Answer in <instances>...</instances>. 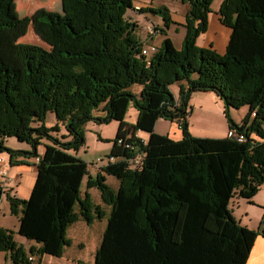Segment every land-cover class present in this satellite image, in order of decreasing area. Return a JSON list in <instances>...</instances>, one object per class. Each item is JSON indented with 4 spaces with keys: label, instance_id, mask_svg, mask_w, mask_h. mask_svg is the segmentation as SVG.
Wrapping results in <instances>:
<instances>
[{
    "label": "trees",
    "instance_id": "obj_1",
    "mask_svg": "<svg viewBox=\"0 0 264 264\" xmlns=\"http://www.w3.org/2000/svg\"><path fill=\"white\" fill-rule=\"evenodd\" d=\"M181 1L189 4L183 44L177 49L165 36L147 62L141 46L149 43L127 13L133 0H61V11L41 9L32 17L15 16L13 0H0V150L10 152L12 163L16 151L39 158L29 197L6 195L10 212L20 213L18 233L38 245L31 255L61 254L70 223L103 215L89 191H81L87 162L68 152L84 141L83 122L102 105V120L118 121L109 151L115 160L103 170L119 187L111 188L102 173L87 179L111 207L94 264H245L249 258L260 231L239 224L228 203L235 194L251 200L264 184V0L221 1L220 20L232 29L222 54L197 44L212 0ZM137 10L160 15L165 27L172 22L166 6ZM30 24L47 46L21 40ZM160 32L166 34L164 27ZM134 83L142 85L138 93L129 90ZM195 90L219 95L229 127L244 133V141L189 132ZM131 100L138 109L132 125L124 120ZM242 103L250 105V125L230 118L228 107ZM49 110L66 124L70 141L50 135L43 122ZM159 118L176 121L183 136L157 133ZM138 130L149 132L146 142ZM7 136L33 149L6 148ZM43 136L52 143L38 154ZM12 237L0 226V251H9L14 264H30Z\"/></svg>",
    "mask_w": 264,
    "mask_h": 264
},
{
    "label": "rangeland",
    "instance_id": "obj_2",
    "mask_svg": "<svg viewBox=\"0 0 264 264\" xmlns=\"http://www.w3.org/2000/svg\"><path fill=\"white\" fill-rule=\"evenodd\" d=\"M41 9H54L56 11H61V0H13L10 11L12 10L15 16L27 15L32 17L36 11ZM172 36L176 40L177 34H175V32ZM21 40H23V42H35L40 45L47 46L32 24L29 25L27 33L22 37ZM141 88L142 85L140 83H134L129 88V90H131L133 93H138ZM134 104L135 103L131 100L127 105L125 113L124 120L130 125L134 124L138 117V109ZM249 107V103H242L239 107H228L229 115L233 120V123L242 125V123L248 119V123L250 125L251 122L254 121V116H248L247 118ZM262 109L264 110V107ZM91 115L92 117L87 118L82 124L84 141L79 144L77 148H71L68 150L69 153H72L87 162V173L84 175V178H82L81 182L82 192L88 190L87 179L90 177V174L96 177L94 163L100 165L106 164L108 161L109 151L113 146V139L118 128L117 120H102L107 115V111L102 105L98 108L96 107L92 109ZM55 116V113L49 110L43 120L44 124L51 128L49 131L50 135L54 138L60 139L61 141H70L72 136L69 134L66 124L57 121ZM188 119L190 124L188 130L194 136H198L195 135L197 133H203L205 135L223 134L226 130L225 122L228 124V126L230 122L225 112V103L213 90H195L191 93L189 99ZM31 124L37 126L39 123L32 121ZM56 124L58 127L53 128ZM156 127L158 132H160L159 134L173 137L172 139L175 138L176 140L177 137L181 138L183 136L182 129L178 126V123L171 119L161 118L156 120ZM142 132L149 134L146 131ZM145 134L143 135L146 136ZM223 137H229V133L227 132ZM47 142L52 143V141L46 136H43L39 139V144L36 146L38 154L43 152ZM32 146L33 145L31 143L22 142L15 136H7L4 138V147L9 149H19L20 151L24 150L23 147H25L28 151H31L33 149ZM1 155L4 156L7 163L12 156L10 152L4 149L0 150V156ZM18 155L20 156L23 154L16 151L13 154V157H17ZM31 158L34 159L35 162H38L34 155H31ZM98 158L101 160H97ZM2 163L3 161H0V168H2ZM18 164L20 165L24 163H17L14 161L12 163V166L14 167L12 173L10 172L9 168L10 176H14V174L18 175V173H20L19 170H17ZM103 167L104 166L101 168ZM101 170L104 171L103 169ZM34 171V169H27L24 171L27 176H25L26 179L23 184L27 182V179L30 181L32 176H36ZM105 175L110 177L107 180L110 182V184H112V182L116 181L117 179L116 176L110 175V173L105 172ZM8 186L10 188L11 183H9ZM94 189L96 193H101L97 187ZM30 192L31 190L27 191V189H23L19 193H25L23 194L25 196L22 197L27 198L29 197ZM94 194L95 193L93 191L91 194V199H95ZM228 207L231 210V215L237 220L239 224L245 225V227L253 230H258L260 233L264 231V187L260 186V189L251 199V202L245 197L235 194L232 198H230ZM108 215L109 213L107 210L106 214L102 215V217L97 216L92 219L94 222L90 224V229L88 231L78 228L77 225L79 223L76 224L75 228H72L69 233L66 232L70 242L68 245L63 247L61 254L51 255L47 253H34L31 255L34 257V261L31 264H94V255H96V251L99 246V240H101L100 227L103 228V224L107 223ZM19 222L20 213H12L10 212L9 207H4L3 204L0 205V226L12 231L13 240L17 245H21L24 248L25 255H29L31 254V246L38 247V245L34 243L32 239L18 233ZM86 222L87 221H81L83 225L88 226V222ZM0 264H14L9 251H0Z\"/></svg>",
    "mask_w": 264,
    "mask_h": 264
},
{
    "label": "crops",
    "instance_id": "obj_3",
    "mask_svg": "<svg viewBox=\"0 0 264 264\" xmlns=\"http://www.w3.org/2000/svg\"><path fill=\"white\" fill-rule=\"evenodd\" d=\"M221 1L222 0H212L211 11L209 12V14H207L208 28H207V30L201 32L198 35L197 44L199 46L214 48L216 51H218L222 54V53H224L225 48L228 44L230 32L232 29L230 26L223 24L220 20L219 6H220ZM133 3H134L135 9H131V10L129 9V12H127V13L130 15V17L133 21H136L137 25L135 27V33L138 36H140V39L142 41H144V42L148 41L149 44H155V45L159 46L160 43H162V40L165 38V36H168L173 40L174 45L177 49H179L181 47V44H183V38H184L183 36L185 33V29H186L185 14H187V11L189 9V4L187 2H183L181 0H133ZM160 5L168 7V9L170 11L169 14H170V18H171L172 22H170V24L167 27L164 26L163 19L161 18L160 15L152 14L150 12H148V13L140 12L137 10L141 6L155 7V6H160ZM149 27H153V29L151 31H149L148 30ZM163 27L165 29L166 34H163L160 32V29ZM174 32H175V34H177L176 40L172 36L174 34ZM149 33H151L150 39H148ZM172 89H173V92L177 94V90L179 88L176 84L172 85ZM188 116L189 115H187L186 121H187V125L189 127L190 124L188 122V120H189ZM159 119H161V118H159ZM225 125H226V130L224 131L223 134H220V135H218V134H214V135L208 134L207 135L206 134L205 135L203 133H197L195 135L202 136V137L215 136V137L220 138V137L225 136L226 133L227 132L229 133L231 130V127H229L226 122H225ZM154 130L158 132L157 127H156V121H155V125H154ZM158 133H160V132H158ZM143 134H145V133H143L142 130H138L136 132V135L140 136L146 142L148 139V135H150V134H145L146 136H144ZM175 135H173V136H175ZM177 139H180V137H177ZM23 148H24V150H27L25 147H23ZM0 161H3L2 168L6 169L8 174H9V168H10V172L11 173L13 172L14 167L12 166L11 159L7 163L4 156L1 155ZM14 161H16L17 163L19 162V163H24V164H20V165L18 164L17 170H19L20 173H18V175L14 174V176H10V178L12 179V181L10 182L11 187L10 188L8 187V191H6V194H4V195L1 194V196H0V205L3 204L4 207L10 206L9 201L7 199V196H6L7 194L13 195V196H18V198H26V197H22V196H25V195H23L25 193L21 194L19 192L23 189H27V191L32 190L33 183L35 181L36 176L35 177L32 176L30 181L27 179V182L25 184H23L25 179H26L25 176H27L24 173V171H26L27 169H34L35 170L34 172L37 174L36 162L34 161V159L31 158V156H26V155H20L19 156L18 155L17 157H14ZM94 165H95L94 171H95L96 176L99 173H102L105 175V172L101 170V169H103L101 167L105 166V164L97 165L94 163ZM30 172H31V170H30ZM90 177L94 178L95 176L90 174ZM105 178H106L105 182L110 184V182L107 181L110 177H107L105 175ZM110 186L114 190H117L119 187L118 178L116 179V181H113L112 184H110ZM260 186L264 187V184H261ZM94 188H95L94 186L88 187L90 197H91L92 192L94 191L95 199L94 198L92 199L94 201V203L97 205H100V207L103 210V215L106 214L107 210L109 213V211L111 209L110 205L105 203L102 200L101 195H100L101 193L100 194L96 193ZM259 189H260V187H259ZM257 192H256V194H257ZM83 193H85V191L82 192V194ZM248 201L251 202V200H248ZM82 220L83 219H79V220H76L73 223H71L67 227L66 232L69 233L71 231V229L75 228V225L78 223H79L77 225L78 228H82L84 231H86V230L88 231L90 229V224H92L94 221H92L89 224L86 222L88 226H85V225H83V223H81ZM83 221H85V220H83ZM105 225H107V223L103 224V228L100 227L101 238H102V233H103V230L105 228ZM99 243H100V240H99ZM245 264H264V235H262L260 233L257 235L256 240H255V242L251 248L249 258L246 260Z\"/></svg>",
    "mask_w": 264,
    "mask_h": 264
},
{
    "label": "built area",
    "instance_id": "obj_4",
    "mask_svg": "<svg viewBox=\"0 0 264 264\" xmlns=\"http://www.w3.org/2000/svg\"><path fill=\"white\" fill-rule=\"evenodd\" d=\"M153 27H149L148 30L151 31ZM151 49H157V45L155 44H149V45H142L141 46V53L144 54L147 58V62H149V58H150V50ZM229 136L233 137V139H236L237 141H244L245 140V134L242 132H239L236 128L231 127V130L229 132ZM121 141V139L119 140ZM143 142H145L142 139ZM141 155L137 154L136 156H134V158L132 159V161L134 162L135 165H138L141 162ZM36 160L38 161L39 158L36 157ZM97 160H101L100 158H98ZM114 157H108V161L106 162V164L110 161H114ZM12 181V179L10 178V175L8 174V172L6 171V169L4 168H0V187L2 189L1 194H5L6 191H8V184ZM28 260L32 263L34 261V257L31 256V254H29L27 256Z\"/></svg>",
    "mask_w": 264,
    "mask_h": 264
},
{
    "label": "bare ground",
    "instance_id": "obj_5",
    "mask_svg": "<svg viewBox=\"0 0 264 264\" xmlns=\"http://www.w3.org/2000/svg\"><path fill=\"white\" fill-rule=\"evenodd\" d=\"M156 49H151L150 51L152 52V51H155Z\"/></svg>",
    "mask_w": 264,
    "mask_h": 264
}]
</instances>
